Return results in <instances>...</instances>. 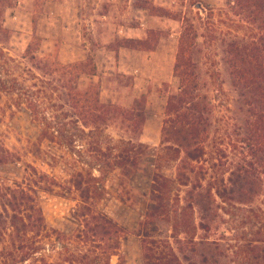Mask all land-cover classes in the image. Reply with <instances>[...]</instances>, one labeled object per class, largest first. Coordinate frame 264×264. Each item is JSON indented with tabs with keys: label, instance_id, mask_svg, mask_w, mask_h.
I'll list each match as a JSON object with an SVG mask.
<instances>
[{
	"label": "trees",
	"instance_id": "trees-1",
	"mask_svg": "<svg viewBox=\"0 0 264 264\" xmlns=\"http://www.w3.org/2000/svg\"><path fill=\"white\" fill-rule=\"evenodd\" d=\"M5 1L0 0V17L11 7ZM170 18L179 23L172 65L178 85L165 98L143 224L165 221L171 234L143 235L141 262L227 264V249L208 237L219 203L251 202L264 176V0H224L217 14L190 9ZM3 35L8 39L9 31L0 23ZM134 42L153 51L155 32ZM38 49L39 38L33 36L21 57L25 65L0 47V96L17 98L42 138L65 147L74 163L86 158L90 170H74L63 187L79 197L78 226L70 237L47 226L35 201L39 184L47 192L61 185L29 166L23 182L0 183V264H111L113 257L124 264L123 228L88 202L99 194L90 172L118 169L126 178L136 172L146 150L139 141L145 96L128 109L104 104L96 85L78 84L82 75L95 73L94 64L89 69L82 62L64 64L40 56ZM224 83L235 94L239 122L220 120L216 127L211 93L222 94ZM112 125L127 137L112 143L105 135ZM16 161L0 143V165ZM169 163L173 172L166 176L162 169Z\"/></svg>",
	"mask_w": 264,
	"mask_h": 264
},
{
	"label": "rangeland",
	"instance_id": "rangeland-1",
	"mask_svg": "<svg viewBox=\"0 0 264 264\" xmlns=\"http://www.w3.org/2000/svg\"><path fill=\"white\" fill-rule=\"evenodd\" d=\"M81 1L92 24L105 23L106 20L99 16L107 15L109 12L113 21L111 31L106 26L92 24L89 30L85 28L83 37L87 45L85 49L87 58L82 62L84 68L89 69L94 64L91 53L99 47L106 46L108 49L118 50L121 45L130 46L132 48L127 49L132 52L122 54L119 60L112 61L113 77L118 82L116 85L127 88L130 95L136 92L139 95L129 106L119 107L128 109L135 99L145 96V123L139 141L146 146V150L136 172L126 178L121 176L118 169L103 173L94 169L90 173L96 178L95 185L99 194L88 201L95 209L112 218L123 228L125 236L121 240L120 255L124 259V264H142L140 241L143 235L147 238H165L171 234L170 224L165 221L143 224L150 198V179L155 170V155L159 145L165 98L167 93L174 91L178 85L177 79L172 75V65L179 23L170 17L181 15L190 9L199 10L202 14L211 10L217 14L224 7V0ZM39 2L40 0H37V7ZM4 3L13 6L15 0H6ZM195 4L198 8L193 7ZM6 11L7 9H3V15L0 17L2 27L7 26L2 23L8 19ZM116 25L133 26L137 29L128 31ZM8 31V39L5 35L0 36V47L12 58L28 65L27 61L21 59L25 51V46L22 47L21 44L25 39H12L11 31ZM149 31L155 32L153 51L142 50L134 42L144 40ZM126 37H130L131 41ZM36 43L35 41L34 44ZM56 53L57 48H54L38 54L40 56L49 54L50 57L58 59ZM83 83L84 80L79 83L81 89L86 88ZM222 89V94L211 93L216 127L222 126L220 120L229 123L239 122L236 118L239 116L236 115L235 94L227 83L222 85ZM105 135L112 143L120 137H127L114 125L107 127ZM0 143L17 158L14 163L0 165V183L11 185L13 182H23L30 173L28 166L34 168L37 173L53 179L62 187L54 186L52 192H47L40 188L43 186L39 184L35 191V201L47 226L65 237L72 236L78 226L74 209L79 204V197L74 190H66L63 187H67V181L74 170H90L84 164L88 160L85 158L82 160L84 163H74L71 160L72 153L65 147L40 136L39 125L33 122L23 103L15 97L3 94L0 96ZM173 167L174 163H169L162 172L170 176ZM261 180V192L251 202L219 203V216L208 237L219 240L227 249V264H264V251L261 249L264 247V176ZM196 217L195 215V223ZM116 261V257L110 260L111 264H116Z\"/></svg>",
	"mask_w": 264,
	"mask_h": 264
},
{
	"label": "crops",
	"instance_id": "crops-1",
	"mask_svg": "<svg viewBox=\"0 0 264 264\" xmlns=\"http://www.w3.org/2000/svg\"><path fill=\"white\" fill-rule=\"evenodd\" d=\"M8 12V19L3 25L10 30L12 39H25L22 47L27 46L33 36L39 38L38 53H45L57 48V57L61 63L84 62L87 58L85 50V39L83 33L89 30L91 22L89 14L82 7L81 0H40L37 7V0H15L13 6L5 8ZM36 15V16H35ZM109 18H108V16ZM101 14L99 17L106 20L105 23H94L93 26H106L112 30L110 12ZM118 28L134 31L137 28L126 25H116ZM100 29V28H99ZM103 32H106L100 29ZM102 32V33H103ZM129 39L130 37H126ZM11 41V38L9 42ZM25 42V43H24ZM132 52L124 47L118 50H111L106 46L99 47L91 53L95 65V73L84 74L80 77L79 83L84 80V85H96L99 90V100L104 104L116 106H129L139 93L129 94L127 88H120L113 77L112 61L119 60L122 54ZM153 54V53H152ZM150 59L152 55H150ZM119 72V71H117ZM119 74V73H118ZM78 83V84H79Z\"/></svg>",
	"mask_w": 264,
	"mask_h": 264
}]
</instances>
